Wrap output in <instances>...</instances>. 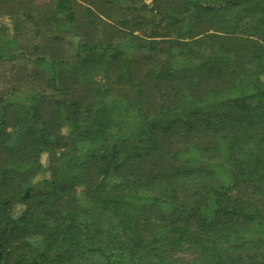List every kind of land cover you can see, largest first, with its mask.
I'll return each instance as SVG.
<instances>
[{
    "label": "trees",
    "instance_id": "obj_1",
    "mask_svg": "<svg viewBox=\"0 0 264 264\" xmlns=\"http://www.w3.org/2000/svg\"><path fill=\"white\" fill-rule=\"evenodd\" d=\"M0 17L49 90L0 94V264H264V0Z\"/></svg>",
    "mask_w": 264,
    "mask_h": 264
},
{
    "label": "rangeland",
    "instance_id": "obj_2",
    "mask_svg": "<svg viewBox=\"0 0 264 264\" xmlns=\"http://www.w3.org/2000/svg\"><path fill=\"white\" fill-rule=\"evenodd\" d=\"M145 2L149 3L150 0H145ZM81 20L82 26L86 28V19L81 17ZM14 30L15 29H13V25L10 22L9 18L0 17V41L2 42V49L0 51V94H6L7 92H11V90H15L16 93L14 94V96L16 98L38 95L42 93L44 89L47 90L44 87V83L42 82L45 79L44 77L46 76V74H44L43 78H37L36 76L38 75V73H36V71H38V69L35 68L34 65L26 57H21V55L19 54L20 45L18 47L19 42L17 43V41L19 40L18 38L20 37L17 35L18 32ZM84 31L85 30L81 29L77 32L83 33ZM21 37L24 40H26V38L29 39L30 43H42L41 39L34 38L32 34H30L29 37ZM93 38H96V36ZM72 40L73 38L66 36V39L63 42L59 44L55 42V44L51 46L52 48H54V50L51 52L55 53L56 58L64 59L69 62L72 61L75 57V49L72 46ZM97 83L101 85V82L98 81ZM47 92H49V90H47ZM42 163L44 165L48 163L47 155H44L42 157ZM42 177V175L38 176L36 178V182L42 179ZM38 189H42V185H40ZM77 196L79 204L81 206H85L86 202L80 190L77 193Z\"/></svg>",
    "mask_w": 264,
    "mask_h": 264
}]
</instances>
